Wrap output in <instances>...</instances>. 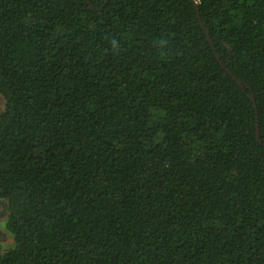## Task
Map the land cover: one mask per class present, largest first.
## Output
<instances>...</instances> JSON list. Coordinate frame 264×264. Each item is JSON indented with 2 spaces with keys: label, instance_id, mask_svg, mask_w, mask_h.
<instances>
[{
  "label": "trees",
  "instance_id": "trees-1",
  "mask_svg": "<svg viewBox=\"0 0 264 264\" xmlns=\"http://www.w3.org/2000/svg\"><path fill=\"white\" fill-rule=\"evenodd\" d=\"M0 96V264H264V0H0Z\"/></svg>",
  "mask_w": 264,
  "mask_h": 264
},
{
  "label": "rangeland",
  "instance_id": "rangeland-1",
  "mask_svg": "<svg viewBox=\"0 0 264 264\" xmlns=\"http://www.w3.org/2000/svg\"><path fill=\"white\" fill-rule=\"evenodd\" d=\"M1 104H2V98L0 96V106ZM5 218H6L5 204L3 202H0V244L4 246H9L11 245L12 240L10 234L6 231L4 226Z\"/></svg>",
  "mask_w": 264,
  "mask_h": 264
},
{
  "label": "water",
  "instance_id": "water-1",
  "mask_svg": "<svg viewBox=\"0 0 264 264\" xmlns=\"http://www.w3.org/2000/svg\"><path fill=\"white\" fill-rule=\"evenodd\" d=\"M198 15V14H197Z\"/></svg>",
  "mask_w": 264,
  "mask_h": 264
}]
</instances>
